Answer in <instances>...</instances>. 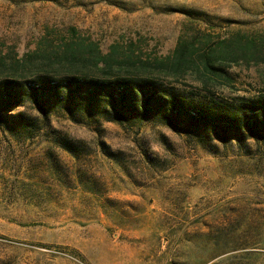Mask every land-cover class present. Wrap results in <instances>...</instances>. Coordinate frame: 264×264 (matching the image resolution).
<instances>
[{
  "label": "rangeland",
  "instance_id": "rangeland-1",
  "mask_svg": "<svg viewBox=\"0 0 264 264\" xmlns=\"http://www.w3.org/2000/svg\"><path fill=\"white\" fill-rule=\"evenodd\" d=\"M247 41L260 49L227 69L234 87H212L220 97L264 91V0H0L2 78L97 74L85 59L110 54L152 66L180 43ZM180 79L165 81L206 94ZM247 144L64 114L33 139L0 128V264H264V143Z\"/></svg>",
  "mask_w": 264,
  "mask_h": 264
},
{
  "label": "trees",
  "instance_id": "trees-1",
  "mask_svg": "<svg viewBox=\"0 0 264 264\" xmlns=\"http://www.w3.org/2000/svg\"><path fill=\"white\" fill-rule=\"evenodd\" d=\"M239 44V51H202L180 43L172 55L152 66L133 55L85 59L97 74L43 71L31 78L0 77V128L33 139L50 127L54 115L64 114L76 123L99 119L124 128L150 122L200 144L217 139L247 149L250 140L264 143V91L252 97H220L212 91L234 87L227 69L260 49L253 41ZM186 74L206 94L185 92L165 81L179 84ZM53 141L80 158L81 148L72 140L56 136ZM101 148L107 157L116 158L104 143ZM144 157L152 167L158 163L147 153Z\"/></svg>",
  "mask_w": 264,
  "mask_h": 264
}]
</instances>
